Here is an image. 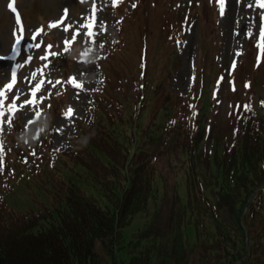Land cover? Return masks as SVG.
<instances>
[{"label": "trees", "instance_id": "obj_1", "mask_svg": "<svg viewBox=\"0 0 264 264\" xmlns=\"http://www.w3.org/2000/svg\"><path fill=\"white\" fill-rule=\"evenodd\" d=\"M141 93L138 87L130 104L120 100L97 121L82 122L74 140V147L85 146L73 152L84 163L92 158L91 166L85 164L90 174L100 168L101 188L93 192L101 193V201L58 176L49 187L52 206L17 212L4 201L2 184L0 264H189L195 247L200 249L192 264H264V103L236 116L227 139L218 135L215 147L204 151V110L185 115L189 100L164 92L152 113L145 98L140 115L149 122L132 152L140 128H134V105ZM153 93L157 98L159 91ZM97 149L104 155L94 154ZM165 155L185 172L186 198L178 184L171 181V192L167 188L160 163ZM57 167L51 166L54 176ZM136 213L149 220L131 240L124 239V227ZM170 213L180 215L177 225L170 219L151 227V220ZM190 225L197 236L191 248Z\"/></svg>", "mask_w": 264, "mask_h": 264}, {"label": "rangeland", "instance_id": "obj_2", "mask_svg": "<svg viewBox=\"0 0 264 264\" xmlns=\"http://www.w3.org/2000/svg\"><path fill=\"white\" fill-rule=\"evenodd\" d=\"M17 1L0 0V86H3L9 81L11 68L16 64H22L23 67L18 70L16 85L7 93V101H15L17 104H22L25 98L30 99V89L35 87L36 83L40 80H45V84L37 92V100L34 104L25 105L24 108H17L25 117V131L23 135L18 136V132H16V136L14 135L13 127H9L7 113L3 117H0V152L7 157L11 150H15L11 145V140L18 138V149L23 150L21 147H24L34 153L33 158L38 161L32 165L31 162L28 164L30 169L35 171L34 173H38L43 163L39 157L44 158L43 156L45 155L43 144L48 128L47 114L54 113L56 115L54 119L55 128L51 134L53 146H55L57 151L67 150L70 145L71 133L75 131L77 125L76 121L78 118H86L91 115L92 110L96 106L93 93L98 92L103 87L106 79L108 80V86L116 79L108 65L103 62L107 60L106 56L109 48H115L117 46V34L119 33V37H123L124 39L121 44L120 53H125L126 49L132 46L131 53L133 58H135V71L138 72V58L136 54L138 53L139 47L133 43V36H136L134 27L132 26L133 21L137 19L143 25L141 35L145 37V35L152 32L150 25L152 21L156 19L153 25L160 29L164 27L165 21L170 20L173 14L162 6L156 18L151 14L150 8L146 6L142 7L138 13L137 9L141 2L137 1L136 5L130 6V16L127 20H124L125 16L120 9L116 8L114 14L120 20L119 28L113 20L114 16L108 10V4L113 3L114 0H19V3ZM155 1L157 2V0ZM200 1H202L201 5L207 10L211 8V0ZM173 2H175V8L177 9L181 5L184 9V7H190L196 3L195 0H173ZM65 8L68 9V14L67 18L63 19V24H72V28L67 30H65L62 24L53 26L50 23L51 21L62 19ZM218 11V24L214 27L216 30L214 33H216V39L219 43L216 56L219 55V59L221 58L225 64H228L229 68L235 67L238 59L244 56V51L249 41H262L260 39V32L264 30V7L258 4L256 0H225L223 14L221 6ZM174 12L177 11L174 10ZM192 12L194 16L187 28L186 36L178 44L179 49L177 51H175L174 45H170V42L167 41L165 36H161L159 39L155 32L151 34L153 43L150 44L151 47L146 71L147 76L149 77L153 71L155 76H160L167 63L166 72L174 73L169 89H172L175 95L179 96L191 93L198 70L201 73L204 65L206 72L215 70L218 65L216 63L219 62L217 58V62L204 60L202 51H199L200 36L201 38L203 37L204 27L200 17L197 15L195 7ZM89 24L92 25L91 35L89 33ZM171 24L167 27L168 33L176 25L175 22ZM41 25L44 26V31L38 35H34L35 30ZM21 26L23 27L22 32L20 31ZM77 28L80 29L79 33L76 32ZM46 31L56 34L59 40V48H47L49 43L44 37ZM249 33L251 34L249 35ZM16 35L22 36L18 49L14 48ZM66 38L72 40L71 45L65 43ZM77 40L79 41L80 50L82 49L86 63L82 64L76 61L71 69L70 76L76 74V78L82 80V86L73 85L69 80L70 76H67L65 71H63L64 67L62 62L56 60L59 56L64 57L65 52ZM212 40H209L208 44H211ZM37 43L40 44L39 47L35 46ZM66 49L67 51H65ZM164 51L167 52L168 56L166 60H164ZM29 55L32 56V59L30 62L25 63ZM100 62H102L103 73L100 70ZM79 65L90 66L91 72L86 75L85 70L79 67ZM41 69H43L42 73L39 71ZM80 72H83L84 75L80 76ZM124 73L125 77L130 76L131 71L124 70ZM165 76L167 74L163 73L161 78ZM61 77L63 79L57 83V79ZM164 81L165 79L161 82L160 87H163ZM224 83L229 86L230 81L228 75ZM66 86L70 92L68 99H63L62 105L59 107L60 112H50L49 94L55 96ZM165 91L162 90V92H159L157 98H154L155 101L151 97V101L148 104L149 107L152 105V113L157 111ZM17 96L20 97L19 101L16 100ZM41 96H43V99L40 98ZM0 101H3L2 97H0ZM63 103H67V105L65 106ZM69 107L74 109L73 113L71 115H64ZM227 110L225 109L224 115L227 113ZM36 113L38 115H35ZM140 121L137 143L143 133V129L149 122L146 115ZM94 154L104 155V149H97ZM160 163L163 178L166 181L169 192H171V181L178 184V179L182 178L181 183L184 182L185 172L181 169H175L174 163L171 162V158L168 155L162 157ZM166 166H172V168L167 167L166 172ZM76 171L77 173L72 174L75 183L80 187L82 186L87 196H93L101 201V193H99V196L94 194L95 191L93 192V190L95 187L85 177L83 169L79 168ZM94 176L96 177L94 185L101 188L99 167L94 169ZM43 179L47 182L50 181V179ZM158 184L162 188L164 185L163 179L159 180ZM41 185L40 176L37 179L20 178L13 185V189L10 188L11 192L5 194V198L14 211L29 209L40 211L44 209V205L41 202H50L49 196L46 195ZM162 213H166V210H162ZM170 219L177 225L180 220V215L177 217L176 213H170L165 218L151 220L149 223L151 227L155 228L159 221H168ZM148 220L142 214L136 213L132 221L124 229V239L131 240L133 235L143 227L144 222L147 223ZM187 236L186 241L191 248V245H193L197 238L196 229L191 225L187 227ZM199 249V247L194 248L195 251ZM194 250H191L189 254V264H192L196 259Z\"/></svg>", "mask_w": 264, "mask_h": 264}, {"label": "snow or ice", "instance_id": "obj_3", "mask_svg": "<svg viewBox=\"0 0 264 264\" xmlns=\"http://www.w3.org/2000/svg\"><path fill=\"white\" fill-rule=\"evenodd\" d=\"M114 2H118V0H114ZM220 4H221V11H222V14H223V6H224V2L225 0H219ZM256 2L258 4H260L262 7H264V0H256ZM67 14H68V9L65 8L64 9V17L60 20H55V21H51L50 23L53 25V26H56L58 24H62L63 27L65 28V30L67 29H70L72 28V24H63V19L64 18H67ZM19 19V17H17ZM20 31L22 32L23 31V27L21 26L20 28ZM44 31V26L41 25L38 29L35 30L34 32V35H38L40 32ZM76 32L79 33L80 32V29L77 28L76 29ZM89 33L90 35L92 34V25L89 24ZM251 33H249L250 35ZM22 39V36L20 35H16L15 36V42H14V48H17L18 49V46H19V43ZM260 39L262 41H264V30H262L260 32ZM65 43L71 45L72 43V40L70 39H65ZM36 47H39L40 44L37 43L35 45ZM47 48L48 49H51L52 48V45L51 44H48L47 45ZM67 51V49L65 50ZM48 54H51V53H48ZM32 59V56L29 55L27 60H25V63H28L30 62ZM43 59V57H42ZM23 67L22 64H16L14 67L11 68V72H10V79L9 81H7L3 86H0V97L3 98V101H0V117H3L5 115V113L9 110H11V112L15 113L17 108H24L25 105H31V104H34L37 100V92L43 87V85L45 84V80H40L38 83L35 84V87H32L30 89L31 91V97L30 99L29 98H25L23 100V103L22 104H17L15 101L13 102H9V103H4L5 101L8 100V91L11 90L15 85H16V82H17V73H18V70ZM41 73L43 71V69L39 70ZM80 76H83L84 73L83 72H80L79 73ZM35 78V76H34ZM63 78H58L57 79V83L60 82V80H62ZM69 80L70 82L73 84V85H81L82 86V80L81 79H77L76 78V74H73L72 76L69 77ZM41 99H43V96L40 97ZM16 100L19 101L20 100V97L17 96L16 97ZM261 103H264V101H261ZM50 106V105H49ZM74 109H72L71 107H69L68 111L66 113H64V115H71L73 113ZM35 115H38V113H36Z\"/></svg>", "mask_w": 264, "mask_h": 264}]
</instances>
